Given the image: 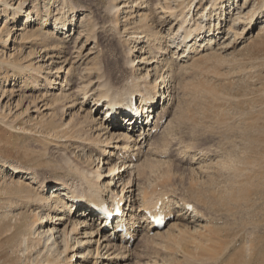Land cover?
Segmentation results:
<instances>
[{
	"label": "rangeland",
	"instance_id": "obj_1",
	"mask_svg": "<svg viewBox=\"0 0 264 264\" xmlns=\"http://www.w3.org/2000/svg\"><path fill=\"white\" fill-rule=\"evenodd\" d=\"M4 1L0 0V28L3 29L6 24L9 28H12L13 24L21 25L25 20V13L22 12L23 15L15 17L12 9L20 0H6L11 7L9 9L2 3ZM24 1V8L36 5L43 15L62 12L66 14L72 9L78 11L76 14L78 16L84 9L91 11L90 21L99 26L96 34L99 46L97 49H89L93 46L91 42L84 45L85 49L79 48L84 38L77 39L75 45L72 39L67 44H53L55 47L49 53V56L53 54L51 58L34 57L35 64H43L42 73L37 77L38 86L29 88L32 83H29L25 77H21L15 85H6V90H11L12 94L0 100V106L10 103L11 113L3 114L0 110V168H4L3 173H5L11 166H15L25 174L23 176L16 174L11 180L5 175L2 177L0 173V264H39L34 259L35 254L32 253L40 247L42 250L45 241L42 243V240L38 239L40 234L38 236L34 234L35 228L29 230L30 227L26 223L35 220L37 213L45 214L48 210L40 208L35 210V207L40 205L46 192L47 195L51 193L50 187L55 183L71 181L70 176L73 174L80 179L81 175L75 172L73 165H76L78 170H86L98 167L100 158H103V162L107 161L102 157L103 154L101 156L99 154V150L105 145L91 142L93 132L89 129L90 118L84 119L85 112L90 109L93 102L90 101L78 110L79 104L75 105L76 102H71V97L60 94L62 81L65 84L63 88H69L65 91L63 89V92H69L75 91L81 83H85V76L89 70L103 72L106 78H115L117 72H113V68L119 66L123 74L130 75L132 72L128 71L129 69L122 68L123 61L128 54L133 57L135 45L142 46L143 43L138 41L136 44L134 37H131L137 33L128 34L129 27L134 25L130 23L133 20L131 18V21H120V25L122 24L127 30L120 37L121 40L123 38V42L120 40L122 44L113 30L107 32L104 29L111 21L108 7L113 3L120 5L125 0ZM157 1L149 0L151 14L147 9V20L144 21L149 37L154 38L155 46L163 42L162 36H166L167 28L174 19L169 18L171 9L162 10L161 6H170L173 12L178 13L176 5L183 4L185 10L191 4V0H160L158 5ZM208 2V0L196 1L191 10H185L183 13L185 22L190 16L196 19ZM244 2L247 6L242 11L244 17L240 19L241 23L230 25L232 23L228 22L226 16L221 25L223 29L220 34L221 39L216 41L218 44H212L215 48L210 50V53L201 51L191 60L183 62L184 66H179L180 70L179 67H175L179 71L176 73L177 78L174 83L178 84H174L175 87L171 91L173 96L171 108L167 109L171 112L167 119L172 117V121L170 119L168 124L167 121L164 122L163 126L165 124L166 127L162 129V126L158 129L149 142L155 149L154 153L160 157L152 155L148 159L150 163L142 162V159L143 165L137 168L136 173L133 172L130 181L134 183L135 194L142 195L145 205H151L156 201L165 202L164 204L167 205V202H171L173 204L169 206L173 213L177 210L174 201L188 202L194 206L198 213L210 220L215 232L220 231L219 236L222 237L220 240L224 243V247L229 245L233 233H239L237 235L240 238H237L236 244L240 245L243 242L244 247L240 252L245 254L242 258L244 261L240 260V264L249 262L264 264V0H238L237 4L242 5ZM124 11L125 9L120 13V20L126 18L122 17L126 13ZM145 11L141 10L140 13ZM6 13L10 15L7 21H5ZM215 14L216 11H210L212 21L210 18L204 20L205 28L214 22ZM80 16L78 18H81ZM236 16L239 15L233 14V17ZM134 19H138L137 16ZM71 20L73 22V18ZM50 24L49 28H54L53 20ZM33 27L38 29L39 25ZM243 27L246 28L242 31ZM79 30L80 27H77L73 34H77ZM144 39L142 37V40ZM41 41L49 42V39L42 35ZM5 46V42L0 40V78L8 77L13 83L16 80H13L12 74L17 72V69L4 62L13 44L9 40L7 48ZM17 46L15 54L29 58L28 52L37 45L31 42L24 47ZM88 50H93L95 53L87 54L86 58L80 57L81 53H86ZM115 53L119 56L117 63L112 61V55ZM56 54L62 57L56 58ZM136 54L138 52H134V56ZM65 58L66 60L62 61ZM50 68L55 78L53 85L56 88L53 90L50 88L48 90L43 80L44 75L48 76L47 71ZM122 73L118 72L119 75H123ZM138 73L139 71H135L133 74ZM0 86L4 85L0 84ZM163 91L165 93V89ZM55 95L58 97L56 102L67 103L69 107H64L59 113L51 115L43 111V107L41 110L46 112L44 115L40 111H33L35 98L51 101ZM16 103H19L17 107L14 106ZM98 108L95 118L104 115L103 104ZM70 112L74 114L72 120L80 122L78 124L83 132L81 138L76 132L71 133L74 132L73 129L68 131L69 134L58 130L60 129L58 124L66 123L70 119ZM124 122L128 120L125 119ZM51 126H55L56 129H51ZM78 139H82L83 142L86 140L83 143ZM87 140L89 142H86ZM92 145L97 146L91 147ZM148 163L151 168L145 165ZM103 167H106V164H103ZM103 171L104 169L101 172ZM26 174L29 175V179L24 177ZM241 174L243 176H240ZM239 177L250 181L244 184V189L250 188L252 193L238 204L234 200V186L239 184V180L237 181ZM43 181L51 182L49 188L46 189L47 185L45 186L44 194L39 186ZM49 213L51 220H54V212ZM177 222L182 229L172 230L160 238L153 239L140 232L129 245V249L114 247L108 250L104 254L107 257L102 259L103 263L109 261V264H154L155 262L214 264L216 253L221 251L222 245L220 246L219 242L211 244L215 248L213 255H206L201 249L195 250L192 241L197 233L193 231V224L182 218ZM63 226L64 223L59 225L61 228ZM82 234L83 232L76 237L81 239ZM61 235V229L53 231L57 243L59 246L61 244L60 249H62ZM98 237L93 235L87 238L91 239L84 248L85 252L91 250L89 264L96 260L95 252L103 256L106 250V248L101 249V240L99 241L101 247L98 248V243L95 242ZM26 239L30 241L27 242ZM249 243L253 247L251 254L247 250ZM54 246L50 251L57 250ZM226 253H232L231 249ZM227 262L238 264L233 258Z\"/></svg>",
	"mask_w": 264,
	"mask_h": 264
},
{
	"label": "bare ground",
	"instance_id": "obj_2",
	"mask_svg": "<svg viewBox=\"0 0 264 264\" xmlns=\"http://www.w3.org/2000/svg\"><path fill=\"white\" fill-rule=\"evenodd\" d=\"M159 1L160 0L157 1V5ZM196 1L200 2L202 0H191V4L188 7L186 6L187 9L191 10V8L195 6L194 3ZM208 1L209 2L204 5V9L198 13L196 19L194 16H190V19L186 22L183 13L187 9L183 10V4L178 3L179 5H176L178 13L173 12L174 10H172L170 6H161L160 9L162 10L171 9L169 18L174 19L167 28L166 36H162L163 42L161 43L159 41L160 43L156 46L154 38L152 39L149 37V32L146 29L147 25L146 22H144L147 20L146 13L148 10H150L151 14V3L149 0H125L120 3V5L119 3H113L108 7L107 11L111 15V21L108 27L104 28L106 29L105 31L109 32L113 30L117 37L119 36V42H123V38L121 40L120 37L127 30L124 29L122 24L120 25V21H131V18L133 20L130 23L134 25L129 27L130 29L127 28L130 30L128 34L132 35L137 33V35L131 37H134L136 44L138 41H143V43L142 46L135 45L133 47V57L131 54L129 55L127 53L128 57L123 61L122 68H125L126 70L129 69L128 71L132 72L130 75L123 74L122 69L119 68V66H115L113 68V72H117L115 78H106L103 72L89 70L85 76V83H81L75 91L63 92V89L65 91L69 88H63L65 85L64 81H62L60 85V94L69 98L71 97V102H76L75 105L79 104L78 110L84 105H87L90 101L93 102L90 109L85 112L84 119L90 118L91 123L89 124V129L93 132L91 134V136H93L91 142H97L98 144L102 143L99 144L101 146L105 145V147L99 150V154L100 156L103 154L102 157L107 161L103 162V158H100V165L98 167L86 170H78V167L73 165L75 172L81 175V180L73 174L70 176L71 181L66 180L55 183L50 187V189H52L51 193L47 195L46 192L40 205L35 207V210L38 208L41 210H48L45 214L37 213V218L35 220L26 223V225L30 227L29 230L35 228L33 231L34 234L37 236L40 234L38 239L40 238L42 243L45 241L42 250L40 247L39 249H36V252L32 253L35 254L34 259H36L39 264H89L91 250L85 252L84 248L89 244V241H91V239L87 238L93 235L99 236L98 239L95 240V242L98 243V248L102 246L101 249L106 248V250L104 251L103 256L95 252L94 256L96 260H94L92 264H104L102 259L107 257V255L104 256V254L108 250L114 247L119 249L123 248L124 250L129 249V245L132 244V241L140 232L156 239L168 234L172 230L179 231L182 227H179L180 224L177 220L181 218L193 224V231L197 233L194 241H192L195 250L201 249L205 251L204 253L206 255H213L212 253L215 248L214 245L211 244L219 242V245L222 246L220 247L221 251L216 253V264H228L227 261L232 258L235 259L238 264H240V260L241 262L244 261L242 258L245 254L240 252L244 247V244L243 242L240 245L239 243L236 244L238 242L237 238H240L237 235L239 233H233V235L230 236L232 239L229 241L230 243L228 242L229 245L227 244L228 246L224 247V243L220 240V238H222L219 236L221 235L220 231L217 230L215 232L214 227L210 225V220H208L207 217H204L200 212L198 213L194 206L190 205L188 202L182 203L180 201H174V207H176L177 210L173 213L169 206L173 204L171 202H167V205L164 204L165 202L156 201L151 205H145L141 198L142 195L140 193L135 194V189L133 188L134 183L130 181L133 172L136 173L137 168H139L141 164L143 165L142 162L145 161L146 163L149 161L148 159H150L152 155H154V157H160L154 153L155 149L149 142L152 136L156 134L157 130L161 129L164 122L167 121L166 124L170 123L172 117L167 119V116L171 112L167 109L169 107L171 108L170 104L173 98L171 91L175 87L174 84H176L174 83L177 78L176 73L180 70L181 66H184L183 62L191 60V58L196 54H199L201 51H206V53L208 51L210 53V50L215 48L212 44H218L216 41L221 39L220 34L223 31L221 25L226 16H228V22L232 23L230 25L233 26L241 23L240 19L244 17L242 11L247 6L245 5L246 2L239 5L237 4L238 0ZM2 3L7 9L11 8L8 1L5 0ZM24 3V0H20L17 5L12 8L15 17L23 15L22 12L25 13L24 22L21 25L20 23L13 24L12 28H9L7 24L3 29H1L2 27L0 28V40L5 42V47L7 48L9 40L13 44L12 50H9V53L7 52V57L5 56L6 60H4V62L9 64L12 68L17 69V72H13L12 74L13 80H16L15 82H10L8 77L0 78V84L4 85L0 86L1 101L8 96L10 97L9 94H12L11 90H6V85H15L21 77H25L29 80V83H32L29 88L32 86H38L37 77L42 73L41 68L43 64H35V62H33L34 57H41L40 59H44L43 57L47 56L51 58L53 54L49 56V53L55 47L53 44H67L69 43V40L72 39V42H74L75 45L77 39L80 38L81 40V38H84V41L79 48L84 47L85 49L84 45H88L91 42L93 43V46L89 49H97L99 46L96 39L99 26L95 24V22L90 21L91 11L84 9L78 14V16L81 15V18L76 16L78 11L72 9L66 14L62 12L58 14L48 13L43 15L39 7L36 5L24 8ZM227 8L229 9L228 11ZM124 9V13H126L122 17L126 18L120 20V13H122ZM206 9L209 10V12H206ZM218 9L219 11H217ZM141 10L146 11L140 13ZM210 11H216V17L213 19L214 22L205 28L203 26V21L209 20V18L212 21ZM134 13L135 15L133 16ZM233 14L239 16L233 17ZM130 15L132 16L130 17ZM8 16L10 15L6 13L5 21H7ZM135 16H137L138 19H134ZM72 18L73 22L71 20ZM51 20H53L54 25V28L52 29L49 28V26L51 27ZM141 20L142 22H140ZM35 25H39L40 28L38 27V29H34L33 26ZM77 27H80V30L74 35L73 33ZM245 28L246 27H243L242 31L245 30ZM42 35L48 38L49 42H42ZM113 36L114 34L112 37ZM142 37L145 39L142 40ZM31 42L35 43L37 46L31 51L29 50V58H23L15 54V50L18 47L17 45L24 47ZM124 42H126V40ZM180 45H182V47H180ZM134 52H138V54L134 56ZM90 53L95 52L93 50H88L86 53H81L80 57L86 58L87 54ZM57 57L62 56L56 54V58ZM118 57V54L115 53L112 55V61L117 63ZM65 60L66 58L62 61ZM49 64L50 63H48V65ZM185 64L188 65L189 63ZM175 67H179V70ZM51 69L52 68L47 71L48 76H43V80L45 84H47L48 90L56 88L53 85L55 78L53 77ZM135 71H139V73L133 74ZM118 72L123 75H119ZM163 89H165V93ZM169 92H171V94ZM123 99L136 100L138 109L141 110L142 114L134 115L127 106L121 105L123 104ZM56 100H58L56 95L51 101H43L39 98H35L33 102V111H40L43 115L46 112H49L51 115L52 113H59L60 109L64 107H69V105L67 106V103L59 104ZM101 101H104V104H106L103 111L105 116H107V119H110L109 122L103 121L101 117L95 118V112L97 113V111H99L98 107ZM18 105L19 103H16L14 106L17 107ZM116 106H118V108H116ZM42 107V110L46 112L41 110ZM0 110L3 114L11 113L10 103L8 105H1ZM125 110H127V112ZM73 117L74 114L70 112V119L66 123L58 124L57 126L60 127L58 130L68 133L69 130L73 129L74 132L72 130V132H70H76V135L80 137L83 133L82 127L78 124L80 122H74L72 120ZM125 119H127L128 122H124ZM54 127L55 126H51L50 128L55 130L56 128ZM164 127H166L165 124L162 129H164ZM59 134L62 133L60 132ZM94 137L95 139L93 140ZM70 138H72V136ZM74 139H76V137ZM81 140L78 139L79 142H83V140ZM121 141H124V143ZM86 142H89V140ZM96 146L92 145L91 147ZM149 163L145 165L151 168ZM163 163H165L164 160ZM103 164H106V167H103ZM102 169H104L103 172H101ZM0 170L2 177L5 175L11 180L16 177V174H21L22 176L25 174V172H21V170L15 166H11L5 171V173H3L4 168H0ZM242 174L240 176H243ZM24 177L29 179L28 174ZM95 177L96 179H94ZM238 180L239 184L234 186V200L236 203L243 201L244 198L250 196L252 193L250 188L244 189V184H248L247 182H250L249 180L245 181L240 177L237 178V181ZM50 183L51 182L49 181H43L39 184V186H41L40 190L43 194L45 193V186L47 185L46 189L49 188ZM254 193H256V191H254ZM99 194L102 196L108 194L110 195V200L122 202V214L121 216L116 217L114 224L106 222L100 215H98L100 211L94 202H100L97 198V195ZM81 199L85 200L81 201ZM80 201L82 203H80ZM89 204L93 206L92 209ZM50 211L52 213L54 212V220H51ZM34 213L36 214V212ZM150 216L163 217V219H165L164 225L161 228H154L149 221ZM45 223L47 225H44ZM63 223L64 226L62 228L59 227V225H62ZM95 224L97 225L96 227ZM38 227L39 230H37ZM40 227L42 230H40ZM26 229L28 228L26 227ZM59 229H61L62 232V249H60L61 244L59 246V243H57V238L53 236V231H58ZM48 232L50 233L47 234ZM82 232L81 239L76 237ZM45 235L47 236L44 238ZM83 238L86 239L83 240ZM50 239L51 241L49 242ZM100 240L101 246L99 245ZM26 241L29 242L27 239ZM53 245L56 246V251H50ZM26 246V249H28V245ZM230 249L232 253H226V251ZM247 250L249 254L252 253L253 247L251 243L248 244ZM107 262L108 263L106 264H109V261ZM154 264L158 263L155 262ZM247 264L251 263L249 262Z\"/></svg>",
	"mask_w": 264,
	"mask_h": 264
}]
</instances>
